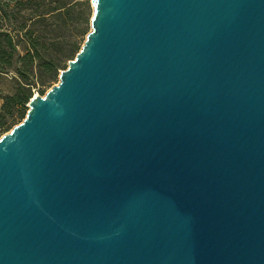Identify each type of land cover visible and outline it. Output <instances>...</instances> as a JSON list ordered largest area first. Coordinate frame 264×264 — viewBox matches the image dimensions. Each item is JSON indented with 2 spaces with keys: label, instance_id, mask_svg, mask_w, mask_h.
Returning a JSON list of instances; mask_svg holds the SVG:
<instances>
[{
  "label": "water",
  "instance_id": "obj_1",
  "mask_svg": "<svg viewBox=\"0 0 264 264\" xmlns=\"http://www.w3.org/2000/svg\"><path fill=\"white\" fill-rule=\"evenodd\" d=\"M0 137V264H264V0H91Z\"/></svg>",
  "mask_w": 264,
  "mask_h": 264
},
{
  "label": "trees",
  "instance_id": "obj_2",
  "mask_svg": "<svg viewBox=\"0 0 264 264\" xmlns=\"http://www.w3.org/2000/svg\"><path fill=\"white\" fill-rule=\"evenodd\" d=\"M30 8V27L22 10ZM17 12L9 4L0 7V78L10 75L12 92L3 94L0 137L22 121L35 90L44 95L82 48L90 31L92 11L83 0H17ZM12 16L22 20L8 24Z\"/></svg>",
  "mask_w": 264,
  "mask_h": 264
},
{
  "label": "rangeland",
  "instance_id": "obj_3",
  "mask_svg": "<svg viewBox=\"0 0 264 264\" xmlns=\"http://www.w3.org/2000/svg\"><path fill=\"white\" fill-rule=\"evenodd\" d=\"M84 1V3H85V7H86V10H88V12L89 11H92V13H93V6H92V2H91V0H83ZM6 4H9V8L10 9H13V12H17L18 11V9L19 8H21L22 9V6H20V5H18L17 4V0H0V7L1 6H5ZM27 7L25 8V9H23L21 12H22V14H25L26 15V18H28L27 20H26V22H27V26L28 27H30V13L32 12V9L30 8V6H32V4H28V5H26ZM19 18H17L16 19V17H14V16H12V19H11V22H9L8 24L10 25V24H18L21 20H22V18L20 17V16H18ZM92 29V26H91V24H90V30ZM59 80H60V78H58V80L52 85V86H54V85H56L58 82H59ZM51 88V87H50ZM50 88H48L47 89V91H46V93L48 92V90L50 89ZM12 90H13V82H12V80H11V77H10V75H5V76H2V78H0V91L3 93V94H5V93H9V92H12ZM45 93V94H46ZM35 94H39V92H38V90H35V93H34V95ZM44 94V95H45ZM2 103H3V99L0 97V110H1V107H2ZM29 108V107H28ZM24 120V119H23ZM22 120V121H23ZM22 121H20L19 122V120L18 121H16L17 123L13 126V127H15L16 125H18L19 123H21ZM12 127V128H13ZM11 128V129H12ZM10 129V130H11Z\"/></svg>",
  "mask_w": 264,
  "mask_h": 264
}]
</instances>
